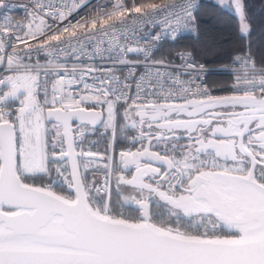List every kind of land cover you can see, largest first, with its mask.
Listing matches in <instances>:
<instances>
[{
  "label": "snow or ice",
  "instance_id": "snow-or-ice-1",
  "mask_svg": "<svg viewBox=\"0 0 264 264\" xmlns=\"http://www.w3.org/2000/svg\"><path fill=\"white\" fill-rule=\"evenodd\" d=\"M88 4L0 0V264H264L246 0L214 5L238 28L211 84L190 51L157 54L200 0Z\"/></svg>",
  "mask_w": 264,
  "mask_h": 264
},
{
  "label": "trees",
  "instance_id": "trees-1",
  "mask_svg": "<svg viewBox=\"0 0 264 264\" xmlns=\"http://www.w3.org/2000/svg\"><path fill=\"white\" fill-rule=\"evenodd\" d=\"M131 0H129V3ZM217 0H200L197 36L182 37L173 43H164L158 55L174 54L177 49L190 50L207 68H221L237 43L238 22L227 11L214 7ZM251 22L254 47L264 46V0H246ZM226 75H209L208 83L227 80Z\"/></svg>",
  "mask_w": 264,
  "mask_h": 264
},
{
  "label": "built area",
  "instance_id": "built-area-1",
  "mask_svg": "<svg viewBox=\"0 0 264 264\" xmlns=\"http://www.w3.org/2000/svg\"><path fill=\"white\" fill-rule=\"evenodd\" d=\"M23 2H24V0H9V3H12V4H19V3H23ZM98 3L99 4H106V3H108V0H89L88 7L91 8V7L95 6ZM83 11L84 10H82V12ZM20 15H22V14L17 13L16 14V18L19 19ZM196 36H197V29H196V31H193V32H183L177 40L181 39L182 37H193V38H195ZM164 43H173V42L172 41H165ZM187 51H190V50H187ZM193 58H194L195 62L202 63L201 61H199V60H197L195 58L194 54H193ZM207 69L210 70V74L209 75H212V74L216 75L217 73L214 70H217V69H220V68H214V69L207 68ZM217 75H222V74H217ZM207 81H208V77H207Z\"/></svg>",
  "mask_w": 264,
  "mask_h": 264
}]
</instances>
